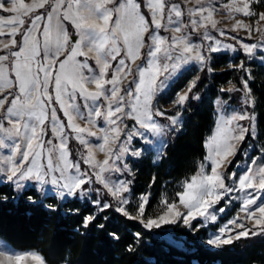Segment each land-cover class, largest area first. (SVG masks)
Here are the masks:
<instances>
[{
    "label": "snow or ice",
    "instance_id": "obj_1",
    "mask_svg": "<svg viewBox=\"0 0 264 264\" xmlns=\"http://www.w3.org/2000/svg\"><path fill=\"white\" fill-rule=\"evenodd\" d=\"M256 2L0 0V183L7 182L14 192L0 191V202L23 197L39 204L46 194L55 195L57 202L46 204L51 212L68 197L94 192L92 211L71 208L62 214L80 215L76 231L93 226L113 241L121 239L120 227L109 232L97 222L104 210L118 213L125 222H136L139 230L125 245L130 252L141 245L145 230L169 224L185 228L212 252L264 233V162L254 161L230 183L225 176L239 145L256 126L257 99L249 85L254 74L245 59L229 63L239 73V83L229 81L226 88L220 87L213 101L217 121L206 141L207 156L191 181L183 182L178 199L164 197L159 212L151 214L150 193L134 195L133 181L128 179L135 175L132 158L145 155L136 137L145 129L157 133L161 138L150 145V151L156 154L154 161L166 156L163 136L169 128L162 130L156 118L164 116L169 127H181L184 106L199 97L193 91L197 76L171 100L176 105L171 113L163 109L155 96L164 87L165 74L191 60L212 72L211 61L222 50H242L247 57L264 51V11L255 10ZM218 9L234 22L218 26ZM238 14L254 19H237ZM161 29L168 34H161ZM241 29L246 36L258 33L256 42L239 36ZM229 36L233 42L222 39ZM140 58L141 63H136ZM237 92L251 109L230 110L229 101ZM73 136L82 146L75 160L69 150ZM97 153H103V158ZM227 175L231 178L234 173ZM33 188L37 191L31 192ZM236 201L239 206L229 215L226 209ZM165 238L185 252L196 251L183 240ZM7 248L0 240V249ZM0 264L49 261L38 251L5 250L0 251ZM54 264L71 261L65 257Z\"/></svg>",
    "mask_w": 264,
    "mask_h": 264
},
{
    "label": "trees",
    "instance_id": "obj_2",
    "mask_svg": "<svg viewBox=\"0 0 264 264\" xmlns=\"http://www.w3.org/2000/svg\"><path fill=\"white\" fill-rule=\"evenodd\" d=\"M241 59H245L246 64L253 68L254 79L249 80V85L257 99L255 112L258 136L264 137V65L255 57H247L245 53L220 52L211 61L214 71L204 69L200 73L193 89L199 92V97L196 100L190 98L186 104L182 127L173 132L165 145L166 156L154 161V153L146 149L144 156L132 158L135 171L134 176L130 175L133 181L132 192L134 195L150 193L151 208L158 206L164 197L171 200L175 196L178 199L183 182L198 171L206 155L205 140L216 121L212 113L213 101L222 85L229 81L239 83V73L227 67L230 62L236 64ZM189 73V70L185 71L162 98L173 99L184 86ZM232 101L235 102V99ZM251 140L256 146L249 153H243ZM70 143L76 150L77 141L72 138ZM257 143L258 138L252 135L244 140L231 164L233 166L245 160V167L238 168L237 175L246 169L255 156L261 154ZM0 191L14 195L7 183H0ZM36 191L35 188L31 189V192ZM49 202L56 203V196L46 195L39 204L23 197L0 202V236L15 248L40 252L49 264L65 257L71 264H195V261L199 264H213L216 260L220 264H253L254 260H264V233L241 238L231 245H225L222 251L212 252L200 245L197 236L185 228L173 225L145 230L141 245L135 252H130L125 249V245L133 241V232L139 230L136 222H125L118 213L104 210L97 222L103 223L109 232L120 227L121 239L113 241L107 232L93 226L76 231L80 215L62 214L64 209L71 208H78L81 213L92 211L94 205L91 201H83L79 197L70 198L51 212L46 207ZM104 215L108 216L107 220L103 219ZM169 227L175 238L182 239L190 247L194 246L196 251L185 252L162 238L164 229Z\"/></svg>",
    "mask_w": 264,
    "mask_h": 264
},
{
    "label": "rangeland",
    "instance_id": "obj_3",
    "mask_svg": "<svg viewBox=\"0 0 264 264\" xmlns=\"http://www.w3.org/2000/svg\"><path fill=\"white\" fill-rule=\"evenodd\" d=\"M25 2H29V0H25ZM177 2H180V0H177ZM190 3H194V0H189ZM224 2H227V0H224ZM183 7V4L181 5ZM253 7L255 8L256 11H264V0H257L256 3H254ZM216 17H217V20H218V26H224V25H230L232 24L234 21L229 19L228 18V15L225 11L223 10H217V13H216ZM237 19H248V20H253L254 17H246L244 16L243 14H238ZM185 20H187V16L184 17ZM264 23V22H262ZM231 31H235V30H231ZM161 34L163 35H167L168 34V31L165 30V29H161ZM214 35H217L219 36L218 33H216L215 31L213 32ZM239 36H242L243 39L246 41V42H249V43H255L256 42V39L258 38L259 34L254 32L252 36H246L244 35V30L241 29L238 33ZM222 39H225L227 40L228 42H233L231 37H223ZM2 51V50H0ZM221 52H229V53H232V54H236L238 52H241V53H244L242 50H237V52H232L230 50H222ZM257 58L263 65H264V59H261V57H264V51H261V50H257V53L255 56H252V58ZM142 61V58H140V60H138L136 63H141ZM135 67V65H133ZM227 68H231L230 66H228ZM225 68H220L219 70H223ZM190 71L189 75H188V78L185 80V84L184 86L180 89L182 90L187 84L191 83L192 80L196 79L197 76L199 77L200 76V73H202V71L204 69H202L200 63L196 60H191V61H187L185 63H183L182 65L179 66V68H177L174 72H171V74H165L167 76V79L164 80V87L162 89H160L157 93H156V96H155V99L160 103V106L165 109L166 111H168L169 113H171L175 108H176V105H174L173 103H171V100L172 99H169V100H166V98H162L167 92L168 90L170 89V86L172 84H174L178 78L185 72V71ZM198 81V80H197ZM197 84V83H196ZM223 87H227L228 86V83L227 84H224L222 85ZM178 90L175 94V96L177 95V93L180 91ZM175 98V97H174ZM173 98V99H174ZM195 100L198 99L196 97H193ZM235 99V102H233L232 100ZM186 106V105H185ZM184 106V108H185ZM229 107H230V110H244L246 109L247 107H249V109L252 108L251 105L249 106H246L242 103V94L237 92V93H234L232 94V99L229 101ZM184 111V109H183ZM184 113V112H183ZM182 113V115L179 117V121L180 123L183 124V120H184V114ZM60 114H61V118L62 119H65V117H63L62 115V110H60ZM227 114V113H226ZM157 120V123L160 125L161 129L163 130L164 128H169V131L165 132L164 133V136H163V139H164V145L167 144L168 140L171 138L173 132L176 130V129H179L181 127H176L175 125H171L169 127V123H168V120L166 119V117L164 116H158L156 118ZM216 121H217V117H216ZM216 121H215V125L211 131V133L207 136L206 140H205V148H206V155L205 157L207 156V139L209 136L213 135V133L215 132L216 130ZM81 123H83L82 121H80ZM244 123H247V121H245ZM101 124H102V121H101ZM255 133V134H253ZM248 135H252V137H254L255 139L258 138V143H257V146L258 148L261 150V154L258 155V156H255L251 162L248 164V166H246V169L240 173L239 175H237L238 173V168H244L245 167V160H240L238 161L236 164H234L233 166H231L232 164V160L234 159V157L236 156V154L238 153V151L240 150V147L242 146L244 140L247 138L248 139ZM259 129H258V118H257V114H256V126L255 128H253L245 137H244V140L241 142V144L239 145L238 147V150L236 151V153L234 154V156L232 157L230 163L228 164V167L226 169V172H225V176H226V182L230 183L232 179H238L240 175L244 174L246 171H248V169L252 166L253 162H264V137H259ZM46 138H50V132L48 134V137ZM74 139V136L73 137H70V140H69V150H70V158L72 159H76L77 158V153L79 151V149L82 147L79 143V141H77V148H75L76 150L73 149L72 145H71V139ZM161 137L158 136L157 133H153L150 129H145L144 132H143V135L140 136V137H136V141L141 145V146H144L145 147V150L146 149H150V145L154 142H157ZM94 142L95 141V138H92ZM76 141V140H75ZM56 143H58V140L55 141ZM256 146V144L253 143V141L251 140L249 145L246 146V149L245 151H243V153H249L251 151V149H253L254 147ZM156 154L154 153V156ZM97 157L99 159H102L103 158V153H97ZM159 159H156V161H158ZM83 166V165H82ZM231 167V168H230ZM199 170V168H198ZM208 170L210 171V162H208ZM198 172V171H197ZM197 172L192 175L189 180L187 181H191V178L193 176H195L197 174ZM228 173H234V176L229 178L228 177ZM128 179L131 180L130 178V175L128 176ZM7 183V182H5ZM97 186L98 187H102V185H99V183H97ZM49 188H53L52 185H48ZM131 190H132V186H131ZM182 190H184L183 188V185H182ZM47 195V194H46ZM55 196V195H54ZM96 196V193H91L90 196H80V195H77V196H71V197H68L67 199H70V198H74V197H79L80 199H82L83 201H91V199H94ZM264 202V201H262ZM239 206V201H236L234 204L232 205H229V207L226 209V211L228 212L229 215H231L235 208ZM160 210V204L158 206H154L151 208V214H156L158 213ZM149 209H147L146 207V212H148ZM197 219H200V218H197ZM249 224H253V222H249ZM170 225V224H169ZM163 226H166V225H162L161 227ZM160 227V228H161ZM180 227V226H179ZM182 228V227H180ZM171 229L172 228H165L164 229V234L161 236L162 238L166 239L165 237L167 235H170L172 237L173 240H182L180 238H175L174 235L172 234L171 232ZM0 240L2 241H5L8 245V248L7 249H0V251H11L12 253H15V252H20V251H33V250H22V249H18V248H15L13 247L10 243L7 242L6 239H4L2 236H0ZM167 241L171 242L170 240L166 239ZM172 243V242H171ZM195 264H197V261H195Z\"/></svg>",
    "mask_w": 264,
    "mask_h": 264
}]
</instances>
